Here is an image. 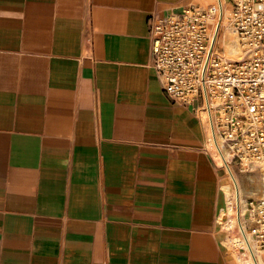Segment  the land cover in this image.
<instances>
[{"label":"crops","instance_id":"1","mask_svg":"<svg viewBox=\"0 0 264 264\" xmlns=\"http://www.w3.org/2000/svg\"><path fill=\"white\" fill-rule=\"evenodd\" d=\"M194 0H0V264H239L198 100L148 21Z\"/></svg>","mask_w":264,"mask_h":264},{"label":"built area","instance_id":"2","mask_svg":"<svg viewBox=\"0 0 264 264\" xmlns=\"http://www.w3.org/2000/svg\"><path fill=\"white\" fill-rule=\"evenodd\" d=\"M223 5L239 44L238 59L210 57ZM148 25L150 66L162 89L174 101L198 100L212 138L218 134L244 170L259 168L264 156V0H216L206 8L190 3L151 16ZM247 207L250 239L244 232L238 263L260 264L253 246L264 250V195L247 200Z\"/></svg>","mask_w":264,"mask_h":264},{"label":"bare ground","instance_id":"3","mask_svg":"<svg viewBox=\"0 0 264 264\" xmlns=\"http://www.w3.org/2000/svg\"><path fill=\"white\" fill-rule=\"evenodd\" d=\"M204 5L214 4L216 0H200ZM224 2V0H222ZM206 6V7H207ZM229 12H225V6H222L220 11V17L217 22V26L219 25L218 32L216 33V37L214 39L210 57L213 54H217L222 57H229L238 59L241 56L239 44L237 41V37L229 28ZM222 47V48H221ZM201 116L203 119H206L207 126V146L211 149L212 154L218 160L220 164H223L225 170L228 174L229 181L224 185V190L226 192V202L222 211L219 213V222L222 227L227 229L229 225H234L236 234L225 235V243L229 246L230 250L234 254L237 261L240 263L242 261V255L239 252V247L242 246V240L244 238V232L250 239L249 231L246 228L245 212L247 210V201L244 200L243 193L245 191V187L241 184L237 175H235L228 163L229 153L224 148L221 138L216 134L215 136H211L210 128L208 124L207 113L205 109H199ZM215 144V146H214ZM259 174L258 176L262 179L260 185L257 187V190H260L259 195H264V190H262V183H264V156H262L259 161ZM243 170L245 168H242ZM255 169L254 165L250 166V170ZM256 177V176H255ZM249 178V177H248ZM251 193L254 191H250ZM257 195V196H259ZM248 213V212H247ZM246 218H245V217ZM254 251L256 252L259 263L264 264V250H259L253 246Z\"/></svg>","mask_w":264,"mask_h":264},{"label":"rangeland","instance_id":"4","mask_svg":"<svg viewBox=\"0 0 264 264\" xmlns=\"http://www.w3.org/2000/svg\"><path fill=\"white\" fill-rule=\"evenodd\" d=\"M193 3L194 4L196 3V4H198V5H200L201 7H204V8H206V6H207V5H204L200 0H194ZM225 12L226 13L229 12V9L226 8V7H225ZM228 163L230 165V168H231L232 172L235 175L238 176L241 184H243V186L245 187V191L243 193L244 200L247 201V200H249L251 198L257 197V195H259V193H260V190H257V187L260 185V183L262 181V179L258 176V174H259V168L255 167V169H251L250 171L249 170H243L238 165V162L234 158H232V156L230 154H229V157H228ZM221 166H222L223 170L226 173L227 180L229 181L228 174H227V172L225 170V167L223 166V164H221ZM250 191H254V192L251 193ZM248 211L249 210H248V207H247V210L245 212V216L247 217V219H245V223H246L247 230H249L248 229V225H249V222H250L249 221V215L247 213ZM223 229H224L225 235L227 233H229V234H236V230H235L234 225H229L227 229H225V228H223Z\"/></svg>","mask_w":264,"mask_h":264}]
</instances>
